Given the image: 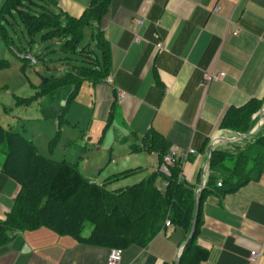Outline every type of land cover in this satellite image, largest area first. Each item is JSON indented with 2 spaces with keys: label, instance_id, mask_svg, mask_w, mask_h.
<instances>
[{
  "label": "crops",
  "instance_id": "crops-1",
  "mask_svg": "<svg viewBox=\"0 0 264 264\" xmlns=\"http://www.w3.org/2000/svg\"><path fill=\"white\" fill-rule=\"evenodd\" d=\"M92 1L55 0L51 7L63 19L80 20ZM91 25L92 32L100 30L108 42L110 70L101 81L85 79L69 100L85 84L93 95L89 107L102 129L96 170L108 176L92 174L91 181L118 189L124 177L143 169L135 167L137 162H120L108 171L117 140L132 142V153H148L144 160L155 168L152 173H164L161 165L174 148L176 159L170 170L176 163L179 180L195 186L198 199L211 147L231 149L264 132L261 126L237 141L219 140L248 133L257 124L252 120L258 122L259 111L238 130L224 127L229 109L253 99L264 105V0H111L102 19ZM219 72L225 77L203 85L205 73ZM68 123L72 124L66 119ZM157 138L168 146L162 163L160 150L151 147ZM5 160L1 154L0 221L11 212L22 188L3 171ZM127 171L131 173L124 174ZM209 173L210 163L206 183ZM161 177L159 187L164 189L167 181ZM200 208L195 242L207 252L200 264H264V172L224 195L215 188ZM190 233L166 222L146 246L124 250L121 264H177ZM253 250L260 252L256 262L250 260ZM108 254V247L42 226L12 232L0 247V264H106Z\"/></svg>",
  "mask_w": 264,
  "mask_h": 264
},
{
  "label": "trees",
  "instance_id": "trees-1",
  "mask_svg": "<svg viewBox=\"0 0 264 264\" xmlns=\"http://www.w3.org/2000/svg\"><path fill=\"white\" fill-rule=\"evenodd\" d=\"M38 1L4 0L0 6V31L3 35L8 29L2 19L11 22V17L15 18L17 14L26 23L33 42L38 35L43 41L58 37L66 41L65 53L70 52L82 59L62 57L71 61L68 65L71 72L60 77H45L37 96L52 95L63 85H73L72 96L85 79L103 80L111 65L107 40L100 30H95L91 33V41L79 45L85 38V28L102 19L111 0H93L80 20L63 19L51 7L55 5V0ZM92 40L96 41L95 46ZM8 42L14 44L15 40L10 38ZM18 53L24 54L21 51ZM32 57L38 61V57ZM23 59L26 60V57ZM261 106V101L253 99L242 107L229 109L223 126L238 130ZM62 121L61 116L59 126ZM256 122L257 118L251 124ZM2 146H5L3 151L6 152L3 171L17 180L22 188L11 212L0 221V247L9 241L12 232L42 226L109 249L146 246L166 226L167 221L183 227L187 233L191 232L197 193L195 186L179 180L180 168L176 163L171 167V175L157 171L132 185L111 189L106 184L91 181L80 172L77 161L46 157L38 152V146L32 140L0 125V148ZM151 147L160 150L162 163L168 152L165 141L154 139ZM263 172L264 132L256 134L244 145H233L231 149L217 148L211 156L210 173L201 203L215 188L224 195L258 179ZM128 173L131 171L124 174ZM159 176L167 181L164 189L157 185ZM199 221L200 216L195 235L185 246L180 264H200L207 257V252L195 242ZM88 224L92 230L90 235L85 236L84 229Z\"/></svg>",
  "mask_w": 264,
  "mask_h": 264
},
{
  "label": "rangeland",
  "instance_id": "rangeland-1",
  "mask_svg": "<svg viewBox=\"0 0 264 264\" xmlns=\"http://www.w3.org/2000/svg\"><path fill=\"white\" fill-rule=\"evenodd\" d=\"M3 1L0 0V6ZM15 16V18L11 17V22L2 19L8 32L3 35L0 31V125L32 140L38 146V152L46 157L54 160H73L77 157L75 160H80L78 167L89 178L92 174L100 178L108 176V173L99 175L96 170L102 129H99L97 120L92 114L93 110L89 107V102L93 100L89 87L85 84L70 102L69 98L74 88L71 85L59 87L52 95L37 96L45 77H60L71 72L68 66L71 61L62 57H77L80 61L82 57L70 52L65 53L66 41L58 37L43 41L41 35H38L33 42L26 23L19 15L15 14ZM85 31L83 44L91 41L92 26L86 27ZM10 38L15 40L14 44L8 42ZM92 42L95 46L96 41L92 40ZM18 51L24 54L21 55ZM97 51L100 53L99 49ZM33 55L38 57V61L32 57ZM23 57H26V60ZM61 116L63 121L59 126ZM66 119L72 124L65 125ZM262 128L264 129V124ZM68 138L72 139L71 144L64 146V141L66 143ZM122 143L117 140L111 165L107 167L108 171L117 168L120 162H137L131 166L136 164L135 167L137 165L143 167L140 172L124 177L120 185H117L125 187L139 182L155 171V168L150 163H145L144 159L149 157L148 153H132L129 148L132 142L122 141ZM0 149L4 150L5 146ZM1 154L6 158V154L0 151ZM78 156L81 158L78 159ZM161 180L162 177H159L160 187L163 186ZM91 230L92 226L88 224L84 229V235H90ZM120 249L124 252L127 248Z\"/></svg>",
  "mask_w": 264,
  "mask_h": 264
},
{
  "label": "built area",
  "instance_id": "built-area-1",
  "mask_svg": "<svg viewBox=\"0 0 264 264\" xmlns=\"http://www.w3.org/2000/svg\"><path fill=\"white\" fill-rule=\"evenodd\" d=\"M138 22H141V20H139ZM159 47H162L161 43H159ZM223 77H225V72L205 73L203 85H207L211 81L217 80V79H222ZM191 151H193V150H191ZM175 159H176V152H175V149L172 148L171 153L165 157V161L161 165V169L165 174L170 175V166L174 163ZM219 185H221V183H219ZM167 225L168 226L170 225V221H167ZM123 253L124 252L120 248H111L109 250V254H108L106 264H121L122 258H123ZM259 255H260L259 251L253 250L251 252V255H250V260L252 262H256Z\"/></svg>",
  "mask_w": 264,
  "mask_h": 264
},
{
  "label": "water",
  "instance_id": "water-1",
  "mask_svg": "<svg viewBox=\"0 0 264 264\" xmlns=\"http://www.w3.org/2000/svg\"><path fill=\"white\" fill-rule=\"evenodd\" d=\"M256 115L258 116V122H257V124H256V126H255V128L253 130L249 131L248 133H240V134H238V136H234L232 138L220 137L219 140H223V141H227V142H233V141H237L239 139H242L244 137L251 136L252 134L256 133L260 129L262 124H263L262 120L264 119V105L262 106V108L259 110V112ZM216 141H218V140H216ZM214 149L215 148H214V145H213L211 147L209 159H208L207 164H206V166L204 168V171H203L202 183H201L200 188L198 190L196 215H195L194 223H193V226H192V231L190 233L189 238L185 241L183 246H186L188 244V242L193 238V236L195 234V231H196L197 222H198V216H199L200 207H201V195H202L203 189L205 187V183H206V179H205V174L204 173H205L206 167L210 163L211 156H212V153H213ZM177 264H180V257L177 258Z\"/></svg>",
  "mask_w": 264,
  "mask_h": 264
},
{
  "label": "bare ground",
  "instance_id": "bare-ground-1",
  "mask_svg": "<svg viewBox=\"0 0 264 264\" xmlns=\"http://www.w3.org/2000/svg\"><path fill=\"white\" fill-rule=\"evenodd\" d=\"M257 117V116H256Z\"/></svg>",
  "mask_w": 264,
  "mask_h": 264
}]
</instances>
